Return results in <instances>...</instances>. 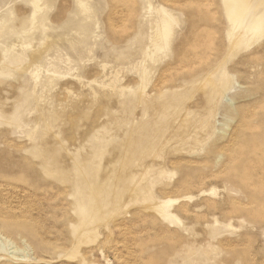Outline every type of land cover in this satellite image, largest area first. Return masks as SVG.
<instances>
[{"label": "rangeland", "instance_id": "374dc122", "mask_svg": "<svg viewBox=\"0 0 264 264\" xmlns=\"http://www.w3.org/2000/svg\"><path fill=\"white\" fill-rule=\"evenodd\" d=\"M85 1L21 45L32 5L0 0V264H264V38L220 0Z\"/></svg>", "mask_w": 264, "mask_h": 264}, {"label": "bare ground", "instance_id": "6f19581e", "mask_svg": "<svg viewBox=\"0 0 264 264\" xmlns=\"http://www.w3.org/2000/svg\"><path fill=\"white\" fill-rule=\"evenodd\" d=\"M29 0L32 5V12L30 15V25L27 29L21 32H13L16 36L26 37V41L23 39L21 45L29 44V39L31 38L30 31L39 30L42 34V39L46 37V24L43 18V10L48 7L51 0ZM77 6L81 12H89L90 7L85 0H76ZM223 13L229 24L228 37L233 36L236 31L238 39L248 45V42H257L264 38V0H220ZM43 4V6H42ZM150 7V5H149ZM155 12L158 15V19H155V30H154V40H151L150 45L147 46L146 56L150 57L151 51L159 50L165 48L170 44V41L174 35V25L177 24V19L173 13L164 6H159L155 8ZM36 23H38L36 25ZM69 23L65 22L62 28H67ZM79 28L81 30H87L88 25L86 23H80ZM63 28V29H64ZM7 29L6 24L0 23V31ZM44 44V41L42 42ZM26 47V46H25ZM21 46V48H25ZM15 49L14 44H10L6 47L5 52L12 53ZM6 58L5 64L7 65L9 72L18 71L21 68V63L19 60L28 62V66L23 70H27L29 67L33 66V61L40 56V50L35 48L32 50L30 57H25V55H10ZM105 67V65H102ZM35 69V68H34ZM32 70V69H31ZM30 70V71H31ZM7 73V72H6ZM12 73V72H11ZM10 76V74L8 73ZM37 75V71L33 72V76ZM12 76V75H11ZM142 77V76H141ZM264 109V107H263ZM47 162V161H46Z\"/></svg>", "mask_w": 264, "mask_h": 264}]
</instances>
